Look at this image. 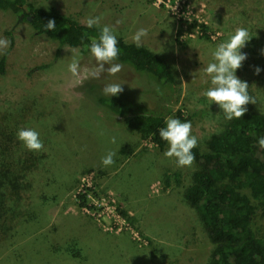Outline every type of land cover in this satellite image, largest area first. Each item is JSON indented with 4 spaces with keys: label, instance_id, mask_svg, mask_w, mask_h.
<instances>
[{
    "label": "rangeland",
    "instance_id": "374dc122",
    "mask_svg": "<svg viewBox=\"0 0 264 264\" xmlns=\"http://www.w3.org/2000/svg\"><path fill=\"white\" fill-rule=\"evenodd\" d=\"M31 1L83 23L101 17L99 25L130 42L137 30L147 29L142 44L173 64L180 80L179 98L167 118L190 121L197 139L216 131L223 116L203 95L211 87L204 69L214 62L215 48L244 27L252 38L241 49L247 59L236 75L256 93L252 105L264 110V1L253 6L229 0L233 11L224 0ZM201 24L209 27L206 35ZM0 38L11 42L0 71V122L17 118L19 129H35L44 145L37 152L43 156L37 180L24 193L27 203L40 211L38 223L28 225L30 233L22 228L18 242L0 252V264H204L212 245L197 213L179 194L195 164L177 167L174 158L164 155L169 145L160 149L141 139L96 103L110 83L122 84L123 93L139 98L134 72L123 65L115 76L105 72L76 85L68 71L71 51L79 54L82 69L95 66L91 54L59 48L28 22L2 10ZM125 144L132 147L130 155L118 153ZM19 147L16 153L27 155L21 142ZM109 151L116 153L115 163L104 167L101 159ZM79 195H85L84 207ZM254 226L264 232L261 210Z\"/></svg>",
    "mask_w": 264,
    "mask_h": 264
},
{
    "label": "trees",
    "instance_id": "16d2710c",
    "mask_svg": "<svg viewBox=\"0 0 264 264\" xmlns=\"http://www.w3.org/2000/svg\"><path fill=\"white\" fill-rule=\"evenodd\" d=\"M224 1L225 7L233 11L232 3ZM245 1L255 6L264 0H241L242 4H247ZM242 9L246 11L248 7ZM0 10L28 22L37 33L56 42L59 48L70 47L86 54L90 53L86 47L90 46V38H98L103 28L101 25L88 28L86 23L31 0H0ZM50 19L55 20L54 31L45 27ZM200 28L206 35L209 27L201 24ZM115 35L120 49L116 63L128 66L137 76L139 98L125 92L112 97L103 93L96 97V103L121 119L141 139L164 149L168 143L159 136V129L166 127L165 121L172 113L171 104L179 98L177 70L149 46L137 47L134 42ZM6 57L7 53L0 56L1 72ZM248 92L255 97L254 91ZM256 92L261 90L258 88ZM252 104L246 105L247 111L241 119L229 121L223 114L217 120L216 131L197 139L198 145L192 150L196 168L190 172V182L179 191L183 201L197 213L201 230L212 245L204 264H264V232L257 231L254 226L257 212H264V149L258 145V139L264 137V110ZM177 115L181 118L180 112ZM0 123L2 252L18 242L22 228L30 233L28 225L38 223L40 211L32 202L31 205L27 203L24 193L33 189L43 156L32 151L24 156L16 153L15 149L20 150L17 118L9 116ZM118 153L130 155L132 147L125 144ZM175 175L179 185L180 173ZM170 176H166L167 183ZM79 198L84 207L85 195H79ZM120 212L126 217V212ZM27 236L25 233L24 238Z\"/></svg>",
    "mask_w": 264,
    "mask_h": 264
},
{
    "label": "clouds",
    "instance_id": "9594fccd",
    "mask_svg": "<svg viewBox=\"0 0 264 264\" xmlns=\"http://www.w3.org/2000/svg\"><path fill=\"white\" fill-rule=\"evenodd\" d=\"M101 17H90L86 21L88 28L99 26ZM49 31H54L55 20L50 19L45 25ZM87 36V33H85ZM147 36V29H139L133 36V42L137 47L142 46V38ZM252 36L248 29L239 27L235 30L226 42L220 43L212 53L213 61L209 63L204 72L210 77L211 87L203 95L211 103H216L226 120L241 119L247 111L246 105L256 103V99L248 92L249 85L237 77V69L242 67V62L247 59L246 54L241 53ZM89 47L91 57L96 64L92 68H81L80 56L71 51V62L68 71L71 73L73 82L80 85L89 78H100L101 74L107 72L109 76H115L122 71L123 65L116 63L120 49L117 47L118 40L112 28L104 26L99 37L90 38ZM11 42L6 38H0V54L10 46ZM264 51V50H262ZM261 69L255 68V74ZM122 84L110 83L103 88L106 96H117L123 92ZM166 127L159 129V136L168 143L169 148L164 153L167 158H174L177 167H191L195 161L193 149L197 147L198 140L192 135L191 122H181L178 118L169 117L165 121ZM103 133H101L102 135ZM17 139L24 147L32 152H40L44 145L39 138V133L32 128H21L17 131ZM111 143H116V138H111ZM258 145L264 149V137L258 139ZM116 153L109 151L101 159L104 167L112 166L115 163Z\"/></svg>",
    "mask_w": 264,
    "mask_h": 264
}]
</instances>
